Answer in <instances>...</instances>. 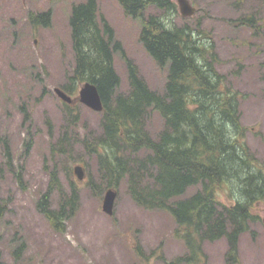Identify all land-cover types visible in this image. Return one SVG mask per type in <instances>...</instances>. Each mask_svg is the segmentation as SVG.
<instances>
[{
  "label": "rangeland",
  "instance_id": "1",
  "mask_svg": "<svg viewBox=\"0 0 264 264\" xmlns=\"http://www.w3.org/2000/svg\"><path fill=\"white\" fill-rule=\"evenodd\" d=\"M80 1L84 0H0V137L7 138L10 150L6 155L0 139V202L5 205L0 215V264H169L187 251L175 234L172 217L137 204L126 178L114 188L106 187L98 158L82 140L98 132V111L74 100L71 106L78 119L70 127L62 101L53 91L66 82L73 67L68 15L71 5ZM96 1L98 13L113 28L139 76L148 87L161 91L166 71L142 47L138 19L126 15L116 0ZM172 1L174 10L151 6L145 15L158 14L168 25L186 26L212 47L216 69L225 84L239 93L244 141L264 168V0H189L195 7L191 16H182L176 0ZM45 10L51 11L47 25H32L29 13ZM250 13L261 18L260 36L232 23ZM113 64L120 77L119 90L126 92L124 61L114 54ZM161 126L158 113L151 112L145 121L148 134L155 138ZM66 128L68 138L58 152L55 145ZM77 164L83 167L82 180L74 174ZM54 166L59 189L49 196V207L58 208L61 193L69 196L70 182L77 191V206L60 231L36 206ZM108 188L116 192L111 215L101 209ZM228 194L226 188L217 198L230 205L235 198ZM251 210L257 219L239 237L237 264H264V199L254 202ZM227 249L223 237L204 240L198 260L178 264H227Z\"/></svg>",
  "mask_w": 264,
  "mask_h": 264
},
{
  "label": "trees",
  "instance_id": "2",
  "mask_svg": "<svg viewBox=\"0 0 264 264\" xmlns=\"http://www.w3.org/2000/svg\"><path fill=\"white\" fill-rule=\"evenodd\" d=\"M116 1L126 15L138 19L139 41L155 64L165 69L166 79L161 91L148 87L111 25L98 13L96 0L72 4L68 26L73 67L60 87L74 96L78 86L89 81L96 85L103 104L98 112V132L81 138L98 158L106 187L114 188L126 178L137 204L166 211L172 217L175 234L187 251L169 264L193 263L201 257L204 240L222 237L228 244L227 264H237L239 237L257 219L252 205L264 198V168L257 165L244 141L239 93L225 84L224 75L215 66L216 53L193 31L186 26L168 25L158 14L145 15L151 6L174 10L172 0ZM50 16L51 11L45 10L29 13L28 18L32 25H47ZM232 23L247 26L252 36L262 34L261 18L253 13L241 15ZM114 54L126 66V92L119 90ZM62 105L71 127L78 119L77 113L73 112V104ZM151 112L158 113L162 121L155 138L145 129ZM67 133L66 128L56 142L58 152L63 150L60 144L68 138ZM70 134L74 136V131ZM0 139L8 155V140L3 136ZM6 158L11 165V158ZM56 170L54 166L49 171L48 187L36 206L60 231L77 206V191L70 182L69 196L61 193L58 208L51 209L49 196L59 189ZM88 184L93 185L90 180ZM190 188L192 192H187ZM226 188L235 198L230 205L217 198L218 192ZM4 207L0 202V215ZM21 249L16 248L14 259Z\"/></svg>",
  "mask_w": 264,
  "mask_h": 264
},
{
  "label": "water",
  "instance_id": "3",
  "mask_svg": "<svg viewBox=\"0 0 264 264\" xmlns=\"http://www.w3.org/2000/svg\"><path fill=\"white\" fill-rule=\"evenodd\" d=\"M176 3L179 13L182 16H191L194 13L195 8L192 6L189 0H176ZM53 91L62 101H65L66 103L72 102V98L62 88L56 86L54 87ZM76 99L80 103L95 111L99 112L103 108L98 89L96 85L91 82H85L80 86ZM73 170L77 179L82 180L84 177L83 167L77 164L74 166ZM115 196L116 192L111 188H108L103 195L101 209L108 215H111L113 213Z\"/></svg>",
  "mask_w": 264,
  "mask_h": 264
},
{
  "label": "flooded vegetation",
  "instance_id": "4",
  "mask_svg": "<svg viewBox=\"0 0 264 264\" xmlns=\"http://www.w3.org/2000/svg\"><path fill=\"white\" fill-rule=\"evenodd\" d=\"M264 198L257 200L256 203H261L263 201Z\"/></svg>",
  "mask_w": 264,
  "mask_h": 264
}]
</instances>
